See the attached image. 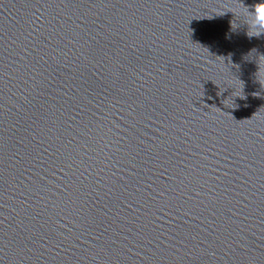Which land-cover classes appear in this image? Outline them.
I'll use <instances>...</instances> for the list:
<instances>
[{"label": "water", "instance_id": "water-1", "mask_svg": "<svg viewBox=\"0 0 264 264\" xmlns=\"http://www.w3.org/2000/svg\"><path fill=\"white\" fill-rule=\"evenodd\" d=\"M251 4L0 0V264H264Z\"/></svg>", "mask_w": 264, "mask_h": 264}, {"label": "clouds", "instance_id": "clouds-1", "mask_svg": "<svg viewBox=\"0 0 264 264\" xmlns=\"http://www.w3.org/2000/svg\"><path fill=\"white\" fill-rule=\"evenodd\" d=\"M251 5L247 9L244 25L247 26V33L252 30L254 34L248 36L264 35V0H252Z\"/></svg>", "mask_w": 264, "mask_h": 264}]
</instances>
